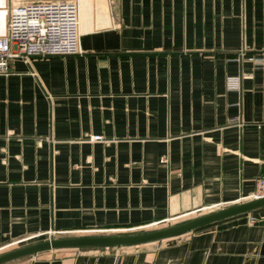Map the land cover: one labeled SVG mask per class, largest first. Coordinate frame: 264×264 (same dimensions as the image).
Returning a JSON list of instances; mask_svg holds the SVG:
<instances>
[{"label": "crops", "instance_id": "0c3cea01", "mask_svg": "<svg viewBox=\"0 0 264 264\" xmlns=\"http://www.w3.org/2000/svg\"><path fill=\"white\" fill-rule=\"evenodd\" d=\"M38 1L60 0H0V38L11 8ZM73 1L80 54L0 73V254L247 201L264 176V70L247 61L264 55V0ZM5 264H264V208L162 241Z\"/></svg>", "mask_w": 264, "mask_h": 264}, {"label": "built area", "instance_id": "2783aa9c", "mask_svg": "<svg viewBox=\"0 0 264 264\" xmlns=\"http://www.w3.org/2000/svg\"><path fill=\"white\" fill-rule=\"evenodd\" d=\"M78 6L73 0L38 1L10 9L6 34L0 38V73L7 71L13 59L27 61L33 57L72 56L80 54ZM255 69L264 70V55L248 56ZM228 90L239 89V78L226 79ZM238 124V119L234 121ZM91 142L108 143L100 135L87 137ZM264 198V176L255 179L254 192L247 201ZM257 219L250 216L248 222Z\"/></svg>", "mask_w": 264, "mask_h": 264}, {"label": "water", "instance_id": "95a60500", "mask_svg": "<svg viewBox=\"0 0 264 264\" xmlns=\"http://www.w3.org/2000/svg\"><path fill=\"white\" fill-rule=\"evenodd\" d=\"M263 208L264 198H261L245 201L168 227L143 233L50 238L1 253L0 264L51 250L85 247H126L162 241L227 218L247 214Z\"/></svg>", "mask_w": 264, "mask_h": 264}, {"label": "rangeland", "instance_id": "374dc122", "mask_svg": "<svg viewBox=\"0 0 264 264\" xmlns=\"http://www.w3.org/2000/svg\"><path fill=\"white\" fill-rule=\"evenodd\" d=\"M156 229H158V228H156ZM156 229H146V230H139V231H135V232H128V233H107V232H103V233H94L93 235H117V234H119V235H126V234H137V233H143V232H147V231H152V230H156ZM159 229H161V228H159ZM22 246H26V245H21V246H18V247H16V248H19V247H22ZM11 250V249H10Z\"/></svg>", "mask_w": 264, "mask_h": 264}]
</instances>
